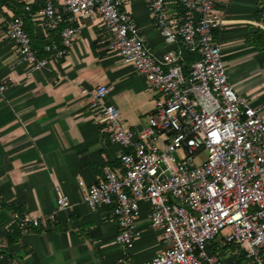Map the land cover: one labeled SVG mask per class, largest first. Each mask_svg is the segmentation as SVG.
<instances>
[{
  "label": "built area",
  "instance_id": "built-area-1",
  "mask_svg": "<svg viewBox=\"0 0 264 264\" xmlns=\"http://www.w3.org/2000/svg\"><path fill=\"white\" fill-rule=\"evenodd\" d=\"M38 1L45 27L57 34L44 46V56L33 48L23 16L4 20L6 27L0 21V36L6 33L17 45L18 63L29 66L28 76L65 59L81 32L80 19L98 16L110 50L158 92L147 124L137 130L122 123L116 106L104 104L108 86L91 92L92 107L102 108L110 140L123 151L118 165L104 154L98 181L79 180L81 200L91 211L107 210L115 219L117 244H134L136 219L147 203L149 227L160 232L166 247L139 264H223L209 244L227 227L225 240L240 247L248 264H264V115L229 81L217 39L225 22L218 5L229 0H181L184 11L177 25L167 0H148L149 14L166 42L181 40L200 56L191 64L184 61L183 50L157 55L134 17L122 9L124 0ZM24 9L32 16L30 5ZM8 84L3 80L0 91ZM55 190L50 224L56 212L72 206L59 184ZM14 217L23 227L41 226L38 218Z\"/></svg>",
  "mask_w": 264,
  "mask_h": 264
},
{
  "label": "crops",
  "instance_id": "crops-1",
  "mask_svg": "<svg viewBox=\"0 0 264 264\" xmlns=\"http://www.w3.org/2000/svg\"><path fill=\"white\" fill-rule=\"evenodd\" d=\"M264 0H229L218 7L225 22L217 31L229 81L264 115V15L257 10ZM148 0H124L141 28V34L157 55L187 50L181 40L168 43L149 14ZM175 25L184 11L181 0H167ZM30 5L32 16L25 11ZM38 0H0V21L13 15L25 19L33 48H43L57 34L47 30L38 14ZM81 32L63 60L28 76L29 66L18 63V48L6 33L0 36V264H139L166 247L160 232L149 227V205L144 203L136 219L139 232L134 244H117L119 231L107 210L91 211L81 200L79 180L92 184L100 179L104 154L119 163L123 148L110 140L111 127L102 108H93L91 92L100 84L110 91L104 104L117 107L120 119L137 130L147 124L158 92L130 64L107 45L108 34L100 17L81 18ZM55 184L72 202L56 212ZM38 218L15 240L14 213ZM19 214V213H18ZM20 215V214H19ZM223 264H248L239 246L216 238L209 244Z\"/></svg>",
  "mask_w": 264,
  "mask_h": 264
},
{
  "label": "trees",
  "instance_id": "trees-1",
  "mask_svg": "<svg viewBox=\"0 0 264 264\" xmlns=\"http://www.w3.org/2000/svg\"><path fill=\"white\" fill-rule=\"evenodd\" d=\"M257 14H258V15H259V14H260V15H261V14L264 15V3H263V5H262L261 7L258 8V10H257ZM199 57H200V56H199L198 54H196V53H191V52H189V51H186V52L184 53V61L187 62L188 64H191V63L195 62L196 60L199 59ZM185 71H186V73H187V69H186ZM20 212H21V211L18 210V213L20 214V216H22ZM24 230H25V229L22 228L20 220L16 219V221H15L13 227H12V239H11V241H13V240H15L17 237H19V236L21 235V233H22ZM228 244H231V243H228Z\"/></svg>",
  "mask_w": 264,
  "mask_h": 264
},
{
  "label": "rangeland",
  "instance_id": "rangeland-1",
  "mask_svg": "<svg viewBox=\"0 0 264 264\" xmlns=\"http://www.w3.org/2000/svg\"><path fill=\"white\" fill-rule=\"evenodd\" d=\"M206 157H207V154L204 152L203 155H202V157H201L200 159H201L202 161H204V160L206 159ZM229 232H230V230H229V228L227 227V228H225V229L222 230L221 234L218 235L217 238H224V239H225V237L229 234Z\"/></svg>",
  "mask_w": 264,
  "mask_h": 264
}]
</instances>
